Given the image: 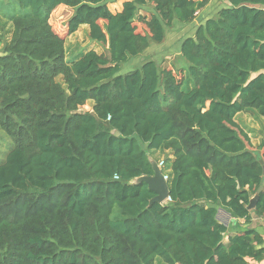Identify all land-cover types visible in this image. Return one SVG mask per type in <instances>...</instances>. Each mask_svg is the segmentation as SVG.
I'll return each instance as SVG.
<instances>
[{"label": "trees", "instance_id": "1", "mask_svg": "<svg viewBox=\"0 0 264 264\" xmlns=\"http://www.w3.org/2000/svg\"><path fill=\"white\" fill-rule=\"evenodd\" d=\"M110 1L7 2L0 130L11 146L0 163V264L264 260L255 228L226 239L231 225L219 219L220 209L246 224L264 217V137L254 150L236 121L242 112L264 117V0H222L181 42L185 67L148 59L124 74L210 0H125L117 11ZM62 5L73 10L68 33L88 26L105 51L67 58L50 23ZM153 150L172 155L164 203L150 204L155 193L135 182L153 174Z\"/></svg>", "mask_w": 264, "mask_h": 264}, {"label": "rangeland", "instance_id": "2", "mask_svg": "<svg viewBox=\"0 0 264 264\" xmlns=\"http://www.w3.org/2000/svg\"><path fill=\"white\" fill-rule=\"evenodd\" d=\"M5 1L6 4L3 2ZM1 0L0 1V11H3L0 14V50L2 49L4 42L10 38L11 31V22L6 17L5 12H11L8 8L7 2L9 0ZM125 0H111L109 2V7L113 11H117L121 9L122 4ZM216 1L215 4H218ZM214 4V6H215ZM214 6L210 7L212 10L210 14L213 13ZM209 9V8H208ZM5 10V11H4ZM145 11L142 9V12ZM73 10L65 5L58 6L51 14L50 23L52 27L66 39V50H67V58L72 60L76 58L80 53L89 50L96 49L98 52L105 51V47L92 41L88 34V26H81L76 32L70 34L68 33V20L71 17ZM144 13V12H143ZM200 12H198L197 21L200 20ZM202 20V19H201ZM139 29L144 30L145 26L142 23H138ZM192 26L191 24L183 25L180 23H176L173 27L167 29V37L166 40L162 43H152L149 48H147L139 57L133 58L128 63L124 64L121 73H126L135 67L140 66L143 62L148 59H154L162 67H172L174 66L176 69H181L186 66V62L180 55V45L181 42L192 34ZM91 102L83 106L84 110H91ZM239 121L242 122L243 127H248L251 123L248 120V116L245 114L239 115ZM262 125V122H258ZM241 125V124H240ZM241 125V126H242ZM251 138V137H250ZM250 143L254 145L252 139ZM11 146V139L8 135H6L2 130H0V163H2ZM157 150H153L151 154L154 160L159 161L161 154L156 153ZM164 157L161 160H165ZM160 160V161H161ZM164 171H168V164L164 166ZM220 219L227 220L226 212L220 211L219 214Z\"/></svg>", "mask_w": 264, "mask_h": 264}, {"label": "crops", "instance_id": "3", "mask_svg": "<svg viewBox=\"0 0 264 264\" xmlns=\"http://www.w3.org/2000/svg\"><path fill=\"white\" fill-rule=\"evenodd\" d=\"M216 1H219V2H217L218 4H215ZM214 4L216 6V9H214L213 13L210 14V12L212 11L211 10L212 8L210 9V7L214 6ZM223 5H224V3L222 2V0H210L209 4L206 6V8L203 9L202 11H200V17L202 20L200 19L197 21V19H196L194 22L191 23L193 32L189 36L194 34V32H195L196 28L199 26V24L204 22V20L207 19L208 17L215 15L216 12L221 7H223ZM215 6L213 8H215ZM242 113L248 116V120L251 123L250 126L243 127L242 122L239 121V115ZM242 113H239L236 116V121L242 125L243 129L251 137L252 142L254 143V148H255L254 150H258V145L260 144L262 138L264 137V117H256V116L252 115L251 113H246V112H242ZM258 122H262L263 124L260 125ZM262 151H263V149L261 150V153H262ZM152 153H153V151H149V155H150L151 159L154 160V158L151 155ZM156 153L161 154L159 161H157L158 163L164 157H171L172 156L169 151L157 150ZM220 211H224V210L220 209ZM220 211H219V214H220ZM226 214H227V217H229L227 220L220 219V217H219V219L222 222H224L226 225H229V224L231 225V228L229 230L228 235L226 236V239H228L230 235H233V234L239 232L241 229H245L247 227L255 228L264 237V217L254 216L252 219V222L250 224H246L243 219L234 220L231 218V216L228 213H226ZM248 264H264V260L257 262L256 260L249 258Z\"/></svg>", "mask_w": 264, "mask_h": 264}, {"label": "water", "instance_id": "4", "mask_svg": "<svg viewBox=\"0 0 264 264\" xmlns=\"http://www.w3.org/2000/svg\"><path fill=\"white\" fill-rule=\"evenodd\" d=\"M80 112H83V109L80 110ZM114 133L116 135L120 134L118 130H115ZM151 162L154 169L153 174L140 176L136 178L135 182H146L149 189L155 193V196L151 199L150 204L167 202V200L170 198L169 183L164 178V174L159 163L153 159H151ZM262 189L263 188L260 187L255 196L251 198L250 204L248 205L249 209H253L257 205ZM202 204L204 205L205 201H202Z\"/></svg>", "mask_w": 264, "mask_h": 264}, {"label": "built area", "instance_id": "5", "mask_svg": "<svg viewBox=\"0 0 264 264\" xmlns=\"http://www.w3.org/2000/svg\"><path fill=\"white\" fill-rule=\"evenodd\" d=\"M159 165H160V167L162 168V171H163V174H164V178H165L167 181H169V175H168V173H166V172L164 171V166L166 165L165 161H164V160H161V161L159 162ZM169 200H170V198H169L167 201H169Z\"/></svg>", "mask_w": 264, "mask_h": 264}]
</instances>
